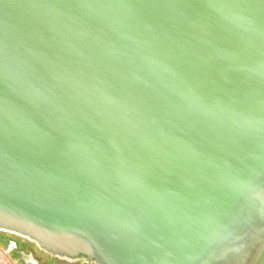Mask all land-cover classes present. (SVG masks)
Returning <instances> with one entry per match:
<instances>
[{
    "label": "water",
    "instance_id": "95a60500",
    "mask_svg": "<svg viewBox=\"0 0 264 264\" xmlns=\"http://www.w3.org/2000/svg\"><path fill=\"white\" fill-rule=\"evenodd\" d=\"M0 260L264 264V0H0Z\"/></svg>",
    "mask_w": 264,
    "mask_h": 264
},
{
    "label": "flooded vegetation",
    "instance_id": "af4514ba",
    "mask_svg": "<svg viewBox=\"0 0 264 264\" xmlns=\"http://www.w3.org/2000/svg\"><path fill=\"white\" fill-rule=\"evenodd\" d=\"M12 243V244H11ZM10 246H11V251H14V252H16V253H18V252H20V250H22V251H24L25 252V250L24 249H22L21 247L22 246H20V243H18V241H12V242H10ZM21 248V249H20ZM25 248V247H24ZM28 253H31V254H33V252L32 251H30V249H29V252Z\"/></svg>",
    "mask_w": 264,
    "mask_h": 264
},
{
    "label": "rangeland",
    "instance_id": "374dc122",
    "mask_svg": "<svg viewBox=\"0 0 264 264\" xmlns=\"http://www.w3.org/2000/svg\"><path fill=\"white\" fill-rule=\"evenodd\" d=\"M0 264H6V263H4L3 261L0 260Z\"/></svg>",
    "mask_w": 264,
    "mask_h": 264
}]
</instances>
